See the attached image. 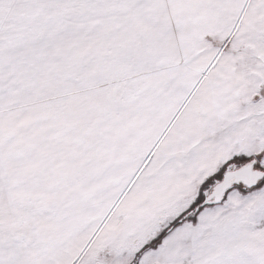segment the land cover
Returning a JSON list of instances; mask_svg holds the SVG:
<instances>
[{
  "label": "snow or ice",
  "instance_id": "1",
  "mask_svg": "<svg viewBox=\"0 0 264 264\" xmlns=\"http://www.w3.org/2000/svg\"><path fill=\"white\" fill-rule=\"evenodd\" d=\"M0 264H264V0H0Z\"/></svg>",
  "mask_w": 264,
  "mask_h": 264
}]
</instances>
